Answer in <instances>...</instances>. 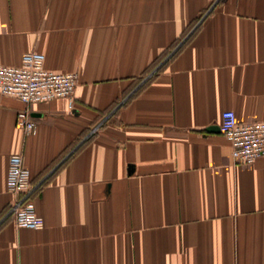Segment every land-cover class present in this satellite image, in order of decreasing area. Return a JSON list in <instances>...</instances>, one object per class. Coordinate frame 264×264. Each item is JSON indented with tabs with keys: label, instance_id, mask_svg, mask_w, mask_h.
Listing matches in <instances>:
<instances>
[{
	"label": "crops",
	"instance_id": "crops-1",
	"mask_svg": "<svg viewBox=\"0 0 264 264\" xmlns=\"http://www.w3.org/2000/svg\"><path fill=\"white\" fill-rule=\"evenodd\" d=\"M26 53L77 84L30 133L0 95V264H264V156L219 130L264 122V0H0V65ZM12 155L40 230L8 214Z\"/></svg>",
	"mask_w": 264,
	"mask_h": 264
},
{
	"label": "built area",
	"instance_id": "built-area-1",
	"mask_svg": "<svg viewBox=\"0 0 264 264\" xmlns=\"http://www.w3.org/2000/svg\"><path fill=\"white\" fill-rule=\"evenodd\" d=\"M44 56L39 53L23 55L20 67L0 65V95L12 97L23 103L24 110L17 114L16 124L25 133L35 129L29 107L54 99H65L69 111L73 110L76 74H59L43 67ZM100 125L89 131V136L97 134ZM220 133L231 146V156L235 163L252 164L264 156V122L239 124L232 112L222 114ZM8 192L14 197L8 214L18 228L40 230L43 220L34 209L31 177L23 166L21 155L9 157Z\"/></svg>",
	"mask_w": 264,
	"mask_h": 264
},
{
	"label": "trees",
	"instance_id": "trees-1",
	"mask_svg": "<svg viewBox=\"0 0 264 264\" xmlns=\"http://www.w3.org/2000/svg\"><path fill=\"white\" fill-rule=\"evenodd\" d=\"M201 18V17H200ZM200 19H198L195 23H193L191 26H189V28L187 29V31L184 33V35H183V37L176 43V45L173 47V48H175L183 39H184V37H186L189 33H190V31L195 27V25L197 24V22L199 21ZM164 60V58L161 60V61H159L157 64H155L149 71H148V73L144 76V77H142L141 79H140V81H144L145 80V78L162 62ZM157 72V71H156ZM156 72L155 73H152V75H151V77L153 76V75H156ZM150 77V78H151ZM149 79V78H148Z\"/></svg>",
	"mask_w": 264,
	"mask_h": 264
}]
</instances>
